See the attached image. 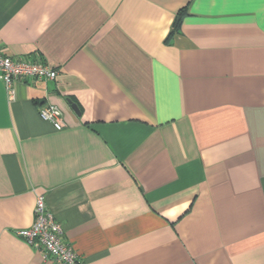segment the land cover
Wrapping results in <instances>:
<instances>
[{"label": "crops", "instance_id": "obj_1", "mask_svg": "<svg viewBox=\"0 0 264 264\" xmlns=\"http://www.w3.org/2000/svg\"><path fill=\"white\" fill-rule=\"evenodd\" d=\"M0 50L58 71L0 80V264H60L36 194L84 264H264V0H0Z\"/></svg>", "mask_w": 264, "mask_h": 264}, {"label": "built area", "instance_id": "obj_2", "mask_svg": "<svg viewBox=\"0 0 264 264\" xmlns=\"http://www.w3.org/2000/svg\"><path fill=\"white\" fill-rule=\"evenodd\" d=\"M58 74L51 65L24 58H14L0 50V80L9 99L14 98V82L24 78L52 80ZM39 117L52 124L55 130L64 127L61 111L52 104L38 107ZM34 219L29 227L17 229L15 234L38 250L43 259L60 264H84L72 246L63 241V229L45 206L43 194H36Z\"/></svg>", "mask_w": 264, "mask_h": 264}, {"label": "trees", "instance_id": "obj_3", "mask_svg": "<svg viewBox=\"0 0 264 264\" xmlns=\"http://www.w3.org/2000/svg\"><path fill=\"white\" fill-rule=\"evenodd\" d=\"M184 13H185V9L184 8H181V9L178 10V12H177V14L175 16V19L173 21V24H172V29L170 30L168 37L172 36L178 30L180 21L182 19V16L184 15Z\"/></svg>", "mask_w": 264, "mask_h": 264}, {"label": "water", "instance_id": "obj_4", "mask_svg": "<svg viewBox=\"0 0 264 264\" xmlns=\"http://www.w3.org/2000/svg\"><path fill=\"white\" fill-rule=\"evenodd\" d=\"M71 107L77 114L79 113L78 108L75 104L71 103Z\"/></svg>", "mask_w": 264, "mask_h": 264}]
</instances>
